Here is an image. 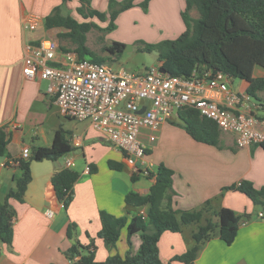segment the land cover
<instances>
[{
    "label": "crops",
    "instance_id": "0c3cea01",
    "mask_svg": "<svg viewBox=\"0 0 264 264\" xmlns=\"http://www.w3.org/2000/svg\"><path fill=\"white\" fill-rule=\"evenodd\" d=\"M73 1L78 5L79 0H0V130L7 141L5 153L0 156V201L15 188L21 175L10 161L19 158L23 149L32 155L35 148L51 147L58 130L73 148L62 163L31 162V181L23 201L9 199L15 213L12 237L9 243L0 242V264H75L80 257L89 255L95 262L102 263L109 256L123 257L128 251L135 254L141 244L139 234H135L130 238L129 248L126 229H123L115 246L107 248L98 237L99 213L126 216V194L147 195L155 183L154 178L137 176L133 181L122 152L106 144L90 124L79 134L63 131L62 122L55 120L61 114L54 96L48 93L51 82L30 80L22 73L25 45L51 38L56 29H45V18L56 7H61L64 13L66 3ZM108 1L91 0L90 8L104 13L101 5L107 6ZM142 1L135 0L136 3ZM184 8L185 0H149L147 13L140 17L145 26L143 32L158 40H171L168 36L174 31L183 33L181 12ZM190 15L194 19L198 17L193 16V10ZM30 16L41 18L34 31L23 28ZM253 77L263 78L264 68L256 67ZM235 88L246 91L247 84L240 80ZM263 94L264 91L257 96ZM256 99L264 105V98ZM263 113L264 110L259 111L257 116L264 118ZM175 122L174 118L164 123L155 133L154 143L143 140L152 172L160 164L173 172L172 206L195 211L209 202L206 217L228 208L241 218L231 245L215 235L202 245L191 264H264V221L258 217L259 212L254 213L253 203L247 196L229 189L242 181L251 182L257 189L264 186V150L260 145L237 148L232 133L220 132L219 147L199 143ZM109 160L123 164V169L111 170ZM68 161L69 167L66 166ZM63 169L79 175L66 208L57 201L51 184V176ZM140 209L131 211L138 213ZM193 229L162 233L158 241L162 263L184 264L174 258L195 245ZM72 247L79 252L74 260L66 255Z\"/></svg>",
    "mask_w": 264,
    "mask_h": 264
},
{
    "label": "trees",
    "instance_id": "16d2710c",
    "mask_svg": "<svg viewBox=\"0 0 264 264\" xmlns=\"http://www.w3.org/2000/svg\"><path fill=\"white\" fill-rule=\"evenodd\" d=\"M66 0H64L65 2ZM91 0H79L81 8L77 12L84 18H97L100 22L109 20L106 29L114 28V21L120 13L135 6V0H109L107 13L90 8ZM149 0L141 3L147 10ZM88 9L86 14L82 10ZM196 10V19L190 12ZM185 31L174 40H163L144 47L147 52H156L157 65L160 71L171 76L189 77L198 65H206L216 71L226 73L234 79L247 84L246 92L254 98L264 91V77H253L256 67L264 68V0H185V8L181 12ZM94 27L91 22H78L70 15L63 13L61 7H56L44 20L45 29H64L76 45L74 50L80 59H88L95 63H105L102 58L92 55L86 46V33ZM63 51H67L60 48ZM124 45L113 42L108 48L110 54L117 57ZM179 127L196 142L219 147L220 131L216 124L200 115L194 109H185L177 113ZM7 141L0 130V156L5 153ZM264 150V143L260 145ZM72 147L64 138L61 130L55 133L51 147L35 148L28 159H12L18 163L21 175L16 180L15 188L8 192L5 199L0 201V242L9 243L12 237L14 210L9 199L22 202L27 186L31 181V162L56 161L61 156L72 151ZM111 170H122L123 164L108 161ZM93 171V169H92ZM173 172L165 165L157 166L149 178H154V185L145 196L129 192L125 196L127 216L115 217L105 211H100L101 229L98 237L107 248H112L119 241L121 231L126 229V240L131 247L130 238L139 234L141 244L135 254L130 251L125 256H109L104 262H95L92 255L82 256L75 264H164L158 254V241L162 233L169 231L180 233L186 226H193L192 238L195 245L181 256L174 258L184 264H191L196 259L202 245L217 235L227 245L234 241L241 218L228 209L222 208L209 217L205 216L209 202L201 210L182 211L172 206ZM79 175L69 169L55 172L51 176L55 196L64 208L72 200V188ZM137 176H132L135 181ZM229 189L247 196L250 201L260 207L259 213L264 218V186L257 189L249 181H242ZM144 208L147 220L131 209ZM128 215H130L128 217ZM217 221L213 222L212 216ZM76 247H72L66 255L74 260L78 255Z\"/></svg>",
    "mask_w": 264,
    "mask_h": 264
},
{
    "label": "built area",
    "instance_id": "2783aa9c",
    "mask_svg": "<svg viewBox=\"0 0 264 264\" xmlns=\"http://www.w3.org/2000/svg\"><path fill=\"white\" fill-rule=\"evenodd\" d=\"M40 23L39 16H30L23 28L34 31ZM24 49L23 76L50 81L48 93L54 96L61 116L88 122L106 144L122 152L132 176L148 177L152 172L142 139L154 143L160 127L185 109L214 122L220 132L234 134L237 148L264 143V118L257 116L264 105L237 90L234 78L206 65L196 66L189 77L171 76L157 64L132 74L80 59L75 51L61 50L51 38L27 43ZM30 156L23 149L19 158ZM138 215L147 220L144 208Z\"/></svg>",
    "mask_w": 264,
    "mask_h": 264
},
{
    "label": "rangeland",
    "instance_id": "374dc122",
    "mask_svg": "<svg viewBox=\"0 0 264 264\" xmlns=\"http://www.w3.org/2000/svg\"><path fill=\"white\" fill-rule=\"evenodd\" d=\"M143 1L140 3L135 2L134 7L120 13L119 16L120 15L122 16L121 19H119L117 22L116 20L118 19L119 16L116 18V20L113 23L114 28L111 30L106 29L107 26L109 25L108 18H106L105 22H100L97 18L90 19L89 17H86V19H84L77 12V8L81 6L80 2L78 3V5L76 4L75 1H73L72 3L67 2L64 9V14L72 16L78 22L93 23L94 27L90 29L85 36H86V46L94 57L104 59L105 60L104 64L108 65L114 71H117L118 69L122 68L129 73L138 74V73H144L148 68L157 64L156 52L149 53L146 50H144V47L146 45L155 44L167 39V38L164 39L161 38V40H158L159 38L150 37L148 34L143 32L145 26H143V24L140 22V17L143 16V13L145 14L148 11V8L147 10H145V8H142L141 6V3H143ZM101 7L104 13H107L108 4L107 6L101 5ZM82 11L84 14H86L88 12V9L84 8V10ZM193 16L194 17L198 16L196 10H193ZM67 34L68 31L64 29H56L54 30L53 34L50 37L58 43L60 48L69 51H74L76 49V45L72 42L71 38ZM180 35H181L180 33L177 34V31H174V33H171L168 36L169 37L168 39L174 40ZM113 42H120L124 45V49L117 57L110 54L108 51V48L113 44ZM239 84H240V80L235 79L234 86L236 87ZM258 98H264V94ZM259 114L262 116V113ZM174 118L176 121L175 125L178 126L177 124L180 123V121L176 116H173L171 119L173 120ZM55 120L56 123L58 120L62 122L61 126L63 131H68L69 133L72 134H79L83 132L89 124L88 122H77L73 120H68L60 115ZM143 140L146 141L144 138L142 139V141ZM164 150L165 148L162 149V151ZM162 151H160L161 154ZM70 155L71 154L69 153L65 154L60 158H58V160L56 161L62 163ZM163 155H165V153H163ZM253 206H254V213L256 214L257 212H259L260 207L254 204ZM212 219L213 222H216L214 215L212 216ZM261 220L264 221V218L263 219L261 218ZM185 228L186 230H189L192 229L193 226H186Z\"/></svg>",
    "mask_w": 264,
    "mask_h": 264
},
{
    "label": "water",
    "instance_id": "95a60500",
    "mask_svg": "<svg viewBox=\"0 0 264 264\" xmlns=\"http://www.w3.org/2000/svg\"><path fill=\"white\" fill-rule=\"evenodd\" d=\"M143 111H144V108H142V109L139 111V113L141 114V113H143Z\"/></svg>",
    "mask_w": 264,
    "mask_h": 264
}]
</instances>
